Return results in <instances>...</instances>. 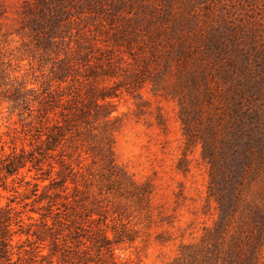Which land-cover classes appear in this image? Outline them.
I'll use <instances>...</instances> for the list:
<instances>
[{
  "label": "rangeland",
  "instance_id": "rangeland-1",
  "mask_svg": "<svg viewBox=\"0 0 264 264\" xmlns=\"http://www.w3.org/2000/svg\"><path fill=\"white\" fill-rule=\"evenodd\" d=\"M23 1L0 0V49L18 81L35 91L27 96L32 100L35 95L46 97L45 90L55 94L58 85L50 64L38 59L30 64L23 46L27 40L15 31ZM160 1V13L168 22L155 21L149 32L141 29L133 45H141L143 38L148 55L147 45L153 44L147 33L157 35V58L149 61L148 72L140 73L143 64L137 67L127 53H116L111 77L75 83L83 90L117 86L119 96L111 100L113 108L98 116L92 110L78 121L44 159L39 154L45 146L35 150L38 135L28 125L29 112L19 117L0 102V150L24 148L42 158L41 171L26 168L7 181L6 190L0 188V205L14 200L12 206L35 219L51 204L61 216L86 220L88 215L108 225L110 237L111 227L123 234L116 255L132 264H223L234 239L250 234L247 214L253 209L264 212V165L253 157L236 212L214 235L218 204L210 194L211 166L197 138L213 139L214 133L219 148L226 135L227 108L264 112V0ZM175 21L186 22L188 28L174 35ZM214 40L222 46L212 54ZM71 92L67 84L61 85L65 99ZM60 111L51 118L60 120ZM54 180L57 185H51ZM260 244L264 264V228Z\"/></svg>",
  "mask_w": 264,
  "mask_h": 264
},
{
  "label": "trees",
  "instance_id": "trees-1",
  "mask_svg": "<svg viewBox=\"0 0 264 264\" xmlns=\"http://www.w3.org/2000/svg\"><path fill=\"white\" fill-rule=\"evenodd\" d=\"M163 6L160 0L23 1L16 19L19 26L15 31L27 40L23 46L30 64L38 59L41 64L51 65L52 81L58 88L55 94L45 90L42 95L46 94V97L35 95L29 100L28 94L34 95L35 91L18 81L10 61L5 60L0 49V102L7 103L11 114L17 112L19 117L25 111L29 112L28 118L32 121L28 125L38 135L39 144L35 150L45 146L44 153L39 154L43 159L71 134L78 121L87 118L92 110L98 116L100 111L113 108L111 100L119 96L117 86L87 88L90 85H86L82 88L87 89L83 90L74 87L75 83L80 79L82 85L99 76L111 77L116 53H127L137 67L143 64L140 73L148 72L149 61L153 59L155 62L157 58V35L147 33L148 42L153 44L147 45L148 55L143 50L146 44L143 38V45H133L140 38L141 29L149 32V26L155 21L168 22L167 17L160 13ZM87 21L93 24L89 25ZM185 28H188L186 22L175 21L171 32L175 35ZM220 46L222 42L214 40L212 47L215 48L210 53L219 51ZM231 64L234 65V62ZM62 84H67L72 90V96L68 94L71 98L65 99V95L60 94ZM31 103H37L39 108L33 110ZM56 109L61 110L60 120L51 118ZM110 113L108 111L106 115ZM227 115L226 135L219 148L214 142V133L213 139L197 138L202 145V156L211 166L210 194L218 204L214 235L223 231L227 219L236 212L239 189L251 168L253 157L259 161L257 164L264 165V112L259 108H227ZM182 121L186 125V120ZM186 135L193 137L187 130ZM4 149L2 146L0 150V188L6 190L7 181L20 176L26 168L28 171L42 170V158L35 157L34 153L26 152L24 148L17 151L16 147L6 153ZM57 183L54 180L51 185ZM64 184L63 181L60 186L64 187ZM38 190L39 186L35 185V195ZM12 203L14 200L0 205V264H132L116 255L124 236L115 234L114 227L110 228L113 233L110 237L108 225L96 223L88 215L86 220L77 215L78 218L68 216L67 213L61 216L54 212V204H51L46 207L45 214L35 219L12 206ZM247 218L250 234L234 239L223 264H261L259 246L264 212L253 209ZM125 237L128 241L132 240L130 236Z\"/></svg>",
  "mask_w": 264,
  "mask_h": 264
}]
</instances>
